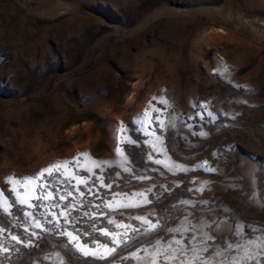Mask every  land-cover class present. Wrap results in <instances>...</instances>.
I'll return each mask as SVG.
<instances>
[{
  "label": "rangeland",
  "instance_id": "1",
  "mask_svg": "<svg viewBox=\"0 0 264 264\" xmlns=\"http://www.w3.org/2000/svg\"><path fill=\"white\" fill-rule=\"evenodd\" d=\"M0 229V264H264V0H0Z\"/></svg>",
  "mask_w": 264,
  "mask_h": 264
},
{
  "label": "snow or ice",
  "instance_id": "2",
  "mask_svg": "<svg viewBox=\"0 0 264 264\" xmlns=\"http://www.w3.org/2000/svg\"><path fill=\"white\" fill-rule=\"evenodd\" d=\"M155 99V98H154ZM160 103L162 104H167V101L162 99L159 101ZM157 112H159V109L156 110ZM145 117L148 118V122H150V114L149 113H145ZM156 121L160 122L161 126H163V122L160 121V118H159V115L156 116ZM144 122V121H142ZM119 131L121 133H123L125 131V128L124 126L121 124L120 125V128H119ZM123 139H127V137H124ZM129 143H132V144H135L136 141L135 139L133 138L132 140L129 141ZM117 153L122 157L124 158L125 160H127V157L125 156V153H124V150L121 149V148H117ZM80 156H87V154H80ZM76 163L78 164L79 163V156L76 158ZM93 163L95 164V166L97 168L100 167V164L96 163L95 161H93ZM106 163V162H105ZM61 169H65L67 170L68 169V162H64L63 164H56V165H52L50 166L49 168L47 169H44L41 171V173L39 174V176L36 178V180H42L44 177H45V174H47V176L49 178L53 177L56 173H59ZM11 180V178H9ZM143 179V177L141 178ZM36 180H34L33 178L29 177V178H26L25 181H24V184L25 186L29 185V184H33V183H36ZM84 181H81V183H83ZM16 183H19L18 181ZM46 183H50V180L47 181ZM45 185H40L41 187V190H43ZM101 186H106L108 187L109 189L112 187L111 184H108V185H104L103 184V180L101 179ZM150 191V189H149ZM89 192H91V189H89ZM73 194L71 192L68 193V196L71 197ZM81 196L84 195L83 192L80 193ZM52 196V193L51 192H48L45 196H42V197H38V199H48ZM134 196H143V193H136L134 194ZM60 200H65L66 197L65 196H60L59 197ZM18 202L21 204V205H27L28 204V199L27 198H19L18 199ZM149 201L147 199H144L143 201H140V203H148ZM187 203V202H185ZM117 207H138L139 206V203L138 204H117L116 205ZM53 207H57V205H53ZM106 207L108 208H113V205L112 203H106ZM3 211L5 213H8L9 212V207H5L3 209ZM68 211V205H65L64 206V210L61 211L59 213V215L61 216H64L65 215V212ZM70 214V213H69ZM85 215H88V213H85ZM25 216L26 217H29L31 216V213H25ZM67 219V217H66ZM137 219L141 220L142 222H145V223H150L149 221H145V219L143 217H137ZM70 222V221H69ZM111 223V221H110ZM123 225H116V227H122ZM35 227L37 229H40L41 228V225L39 222H37L35 224ZM123 227H132V226H123ZM156 228V225L155 224H151V228L149 230H155ZM3 229H0V232H2ZM25 231H27V229H25ZM101 233L104 235V236H108L110 237V239L112 240V243L115 244L117 247L121 246L122 244H125L127 243V240H119L116 238V233H111L109 232V230L107 229H101L100 230ZM132 231L133 232H138L139 229H136V228H132ZM170 231H176V232H179L180 229H171ZM62 235H64L65 233H61ZM31 237H35L37 235L36 232H32L29 234ZM66 235L68 237H70V243H73L74 247L84 256V257H92V258H96V259H105L107 258V256L111 255V254H114L116 251H117V247H108L107 244H101L100 247L104 248V252L101 253L99 252L97 249L95 248H92V247H89L88 245L84 244L82 245L81 243H77L76 241L78 240V236L75 235L74 233L72 232H66ZM125 236H128V233L126 232L125 233ZM130 238V237H129ZM210 239V237H209ZM11 240L16 242L17 244H22L24 246H29L31 245L32 241L31 239H29L27 242H25L24 240H22L21 238H19L18 236L16 235H12L11 236ZM249 244H255L254 241H249L248 242ZM176 244L179 245L180 242L179 241H176ZM233 247L232 245H229V248ZM237 249L243 247L244 248V256L242 258H239V259H243L245 261L247 260H253V259H256V264H260V261L259 259H257L259 253L255 252V251H249L248 250V247L247 246H240V245H236L235 246ZM9 251V249L6 247V246H3V247H0V252H3L4 254H7ZM190 251L192 253L190 259L191 260H194V261H197L198 264H204L205 260L206 259H209L210 258H206L203 253L204 252H207L208 249L207 247L203 248V249H200V248H197V247H192L191 249L185 251L184 249L182 248H173L171 244H168L166 248H160V247H157L156 248V255H164L165 256V259L168 260V259H179V257L176 256V253L177 252H185V255H187V252ZM216 256H220L221 253L219 252H216L215 253ZM230 261V264H239V259L237 258H227ZM153 264H155V261H153ZM181 264H188V262L186 261H183L181 260Z\"/></svg>",
  "mask_w": 264,
  "mask_h": 264
}]
</instances>
